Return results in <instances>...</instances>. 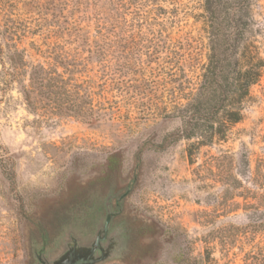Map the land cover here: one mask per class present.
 <instances>
[{
  "label": "rangeland",
  "instance_id": "374dc122",
  "mask_svg": "<svg viewBox=\"0 0 264 264\" xmlns=\"http://www.w3.org/2000/svg\"><path fill=\"white\" fill-rule=\"evenodd\" d=\"M132 3L0 0V36L8 25L28 62L63 54L79 64L76 78L92 83L94 105L113 111L92 124L34 116L0 68V264H35L42 233L46 253L67 231L90 243L126 193L110 221L122 244L101 264H260L264 79L224 141L166 142L181 128L169 116L171 94L179 97L171 75L185 61L199 83L208 16L203 0Z\"/></svg>",
  "mask_w": 264,
  "mask_h": 264
},
{
  "label": "trees",
  "instance_id": "16d2710c",
  "mask_svg": "<svg viewBox=\"0 0 264 264\" xmlns=\"http://www.w3.org/2000/svg\"><path fill=\"white\" fill-rule=\"evenodd\" d=\"M132 2L154 5V0H118V5L120 9L129 4L132 7ZM255 5L258 0H203L209 29L207 65L197 85L189 81L185 61L178 74L171 75L177 76L173 80L179 83L176 90L179 97L171 94L173 112L169 116H176L181 128L168 136L166 142L194 140L196 146L206 147L214 140L224 141L230 128L243 120L245 105L251 100V88L261 85L264 79V57L261 56L264 54V5L260 3V24H255ZM2 32L3 80L8 86H15L30 114L47 119L74 118L85 124L113 115L112 109L104 103L94 105L96 95L92 93V83L76 78L75 65L79 64L67 61L63 54L55 55L53 63L28 62L24 52L14 45L10 27L6 25ZM257 37H260V47ZM178 100L184 103H177ZM261 180L262 177L260 264H264V181Z\"/></svg>",
  "mask_w": 264,
  "mask_h": 264
},
{
  "label": "water",
  "instance_id": "95a60500",
  "mask_svg": "<svg viewBox=\"0 0 264 264\" xmlns=\"http://www.w3.org/2000/svg\"><path fill=\"white\" fill-rule=\"evenodd\" d=\"M126 195L127 193L121 198H124ZM113 217L114 215L107 213L105 223L98 231L96 238L86 245H80L72 237L67 252L58 260L49 264H101L105 262L110 257L112 249L114 248L113 244L107 249L102 248V243L107 240V232ZM97 252L100 253L99 256L96 255Z\"/></svg>",
  "mask_w": 264,
  "mask_h": 264
},
{
  "label": "flooded vegetation",
  "instance_id": "af4514ba",
  "mask_svg": "<svg viewBox=\"0 0 264 264\" xmlns=\"http://www.w3.org/2000/svg\"><path fill=\"white\" fill-rule=\"evenodd\" d=\"M110 198L107 199V203H106V206L104 207V209H106V207L110 206V201H111ZM120 198L115 200L114 209L110 213V214L114 215V217L112 218V221L117 219V217H118L117 213L119 212V209L121 208V202L120 201H122V200H120ZM106 216L107 215H105L103 224L105 223ZM111 223L112 222H110L109 229H108V232H107V240H105L102 243V248L103 249L109 248V246H111L112 244L114 245V248L112 249V252H111L110 255L115 254L117 249L120 248V246L122 244V237H121V234H120V230L118 228H115V229L112 228ZM97 233H98V231L95 233L96 235L94 236V239L96 238ZM72 235L73 234H69L68 231L65 232L64 236H63V242L60 244L59 248L57 250H55V251H50L49 253H46L47 244H46V241H44L45 240L44 233L39 235V237L42 239L43 243L39 247H36L34 249L33 257H34L35 264H49V263H52V262L58 260L62 255H64L67 252L68 247H69V245L71 243ZM85 236L86 235H83V234L81 236L76 235V237H78V238H85ZM97 254H98L97 256L100 255V253H98V252H97Z\"/></svg>",
  "mask_w": 264,
  "mask_h": 264
}]
</instances>
